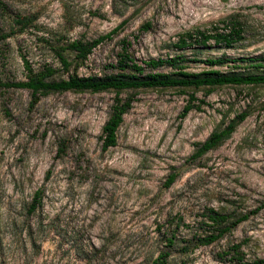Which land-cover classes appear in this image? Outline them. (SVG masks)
<instances>
[{
    "label": "rangeland",
    "instance_id": "1",
    "mask_svg": "<svg viewBox=\"0 0 264 264\" xmlns=\"http://www.w3.org/2000/svg\"><path fill=\"white\" fill-rule=\"evenodd\" d=\"M0 3V264H160L163 254L167 264L264 260V86L63 92L36 100L27 90L1 86L26 81V64L33 73L52 68L55 81L128 74L118 68L123 46L140 65L180 57L188 73L257 74L263 69L255 65H264V0ZM230 17L243 31L231 48L177 47L185 33ZM119 26L84 62L68 49ZM60 54L71 63L67 70ZM219 58L228 62L204 63ZM117 99L130 109L116 146L104 151L102 128ZM242 114L228 140L193 159L196 144ZM171 175L176 179L166 187ZM37 192L41 203L30 214ZM208 210L230 223L248 218L200 245L214 230Z\"/></svg>",
    "mask_w": 264,
    "mask_h": 264
},
{
    "label": "trees",
    "instance_id": "2",
    "mask_svg": "<svg viewBox=\"0 0 264 264\" xmlns=\"http://www.w3.org/2000/svg\"><path fill=\"white\" fill-rule=\"evenodd\" d=\"M1 5V3H0ZM123 25V24H121ZM221 26H214L210 30H194L187 32L178 42V48L186 49L193 46H207L209 42L215 45H220L225 48H231L235 43L243 39L242 28L234 17L227 18L220 22ZM116 28L111 33L99 37L90 43H81L73 41L68 45V49L75 53V59L84 62L95 49L102 42L111 39V37L118 31ZM5 37V36H4ZM3 37V38H4ZM125 45V41H123ZM59 61L63 69L67 70L71 63L68 62L61 54ZM182 58L175 57L166 60H149L142 65L136 63L130 58L127 47L123 46L119 54L118 68L123 71H128V74H119L115 76H108L104 78L96 77H79L76 75L69 76L68 79L63 80H49L56 73L52 68H46L43 72L33 73L30 67L26 64V69L29 73L26 81L16 83L1 84L5 88H16L27 90L31 93L34 100L37 97L45 96L51 93L63 92H92L98 93L106 90H127L140 88H200V87H216L224 85H261L264 86V65L256 64L255 67L263 70L257 74H224L217 70H207L200 73H188L181 68L180 63ZM243 61V60H241ZM252 61V60H250ZM254 61V60H253ZM264 61V60H263ZM228 61L225 58L206 60L209 67H217L224 65ZM168 65L175 68L176 71L172 74L162 73H145V68H157L159 66ZM193 100V98H191ZM194 106H187L181 117H185ZM130 109L129 102H122L117 99L112 107V113L102 128V149L108 150L116 146L117 131L123 122V116ZM246 118L245 114L238 117L237 122L227 125L223 130L212 133L203 143L196 144V151L193 154V159H198L208 152L219 147L223 142L228 140L234 133L236 127L242 123ZM175 175H171L166 183V187H170L175 181ZM41 203V194L37 192L28 208V212L33 213ZM264 208V203L261 205ZM206 221L211 223L214 230L208 236L202 237L198 240L200 245H209L225 234L231 232L242 221L248 218L244 215L233 223L229 222L230 217L221 214L214 210H208ZM169 243H173L169 240ZM167 254H163L160 258V264H167ZM252 264H264V260L253 262Z\"/></svg>",
    "mask_w": 264,
    "mask_h": 264
}]
</instances>
